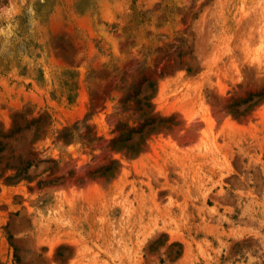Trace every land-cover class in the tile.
Wrapping results in <instances>:
<instances>
[{
	"label": "rangeland",
	"instance_id": "1",
	"mask_svg": "<svg viewBox=\"0 0 264 264\" xmlns=\"http://www.w3.org/2000/svg\"><path fill=\"white\" fill-rule=\"evenodd\" d=\"M263 93L264 0H0V264H264Z\"/></svg>",
	"mask_w": 264,
	"mask_h": 264
},
{
	"label": "trees",
	"instance_id": "2",
	"mask_svg": "<svg viewBox=\"0 0 264 264\" xmlns=\"http://www.w3.org/2000/svg\"><path fill=\"white\" fill-rule=\"evenodd\" d=\"M185 71L187 72V73H191V68H189V67H186L185 68ZM147 87L149 88V89H151L152 88V83L151 82H148L147 83ZM147 96H145L144 98H146ZM256 98H257V100H255L254 102H252V103H250L245 109L246 110H244V111H242V112H238V111H235L234 113H232L234 116H236V117H238V116H241V115H243V113L245 112V111H247L252 105H254L255 103H257L258 101H261V100H263L264 99V93L263 94H258V95H256L255 96ZM249 100H251V99H249ZM146 107V108H145ZM149 107V104L148 103H145L144 104V108L143 109H140L144 114H146V112H147V108ZM128 150H129V148H127ZM133 153H135V152H133ZM30 167V165H26L24 168H21V167H17L16 168V170H15V175H14V177L15 178H18V177H22V178H24V179H27L29 176L27 175V170H28V168Z\"/></svg>",
	"mask_w": 264,
	"mask_h": 264
}]
</instances>
